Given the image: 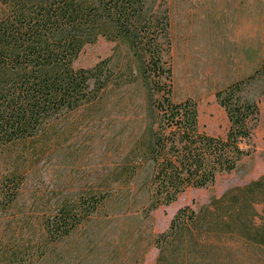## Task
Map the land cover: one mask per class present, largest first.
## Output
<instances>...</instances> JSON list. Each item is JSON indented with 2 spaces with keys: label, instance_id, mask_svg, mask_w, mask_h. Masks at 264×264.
I'll list each match as a JSON object with an SVG mask.
<instances>
[{
  "label": "rangeland",
  "instance_id": "374dc122",
  "mask_svg": "<svg viewBox=\"0 0 264 264\" xmlns=\"http://www.w3.org/2000/svg\"><path fill=\"white\" fill-rule=\"evenodd\" d=\"M146 3L155 20L169 17V41L163 36L161 48L164 69L173 72L171 99H194L209 134L225 137L230 128L216 93L259 71L246 89L260 111L247 146L253 153L213 186L189 189L149 213L148 166L139 159V139L148 109L167 97L170 82L152 71L146 83L128 41L99 37L73 66L88 69L109 60L116 83L94 103L58 115L36 136L0 152V264H155L153 238L168 229L179 209L198 211L212 197L264 174V0ZM8 11L0 2V19ZM156 120L154 113L150 121ZM95 198L98 210L64 234L66 212L83 214L84 200Z\"/></svg>",
  "mask_w": 264,
  "mask_h": 264
},
{
  "label": "trees",
  "instance_id": "16d2710c",
  "mask_svg": "<svg viewBox=\"0 0 264 264\" xmlns=\"http://www.w3.org/2000/svg\"><path fill=\"white\" fill-rule=\"evenodd\" d=\"M0 2L9 7L0 19V152L36 136L58 115L94 103L116 83L109 60L88 69L73 66L86 45L105 37L129 42L142 61L146 83L152 71L170 82L167 97L148 109L139 139V159L148 166L149 213L173 204L189 189L213 186L253 153L247 146L260 111L246 89L259 71L216 93L230 128L225 137L209 134L201 127L194 99H171L173 72L164 69L168 62L161 48L163 36L169 41V17L164 13L155 20L148 15L147 0ZM154 113L155 123L150 121ZM100 205L97 198L84 200L83 214L70 217L66 212L64 234ZM153 245L156 264H264V174L212 197L198 211L191 206L179 209L168 229L154 236Z\"/></svg>",
  "mask_w": 264,
  "mask_h": 264
},
{
  "label": "crops",
  "instance_id": "0c3cea01",
  "mask_svg": "<svg viewBox=\"0 0 264 264\" xmlns=\"http://www.w3.org/2000/svg\"><path fill=\"white\" fill-rule=\"evenodd\" d=\"M157 256H158V251H157V254H156V258L153 259L155 261V262L153 261L155 264H156Z\"/></svg>",
  "mask_w": 264,
  "mask_h": 264
}]
</instances>
